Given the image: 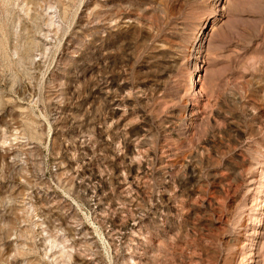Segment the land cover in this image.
Here are the masks:
<instances>
[{
    "label": "rangeland",
    "instance_id": "1",
    "mask_svg": "<svg viewBox=\"0 0 264 264\" xmlns=\"http://www.w3.org/2000/svg\"><path fill=\"white\" fill-rule=\"evenodd\" d=\"M0 264H264V0H0Z\"/></svg>",
    "mask_w": 264,
    "mask_h": 264
},
{
    "label": "bare ground",
    "instance_id": "2",
    "mask_svg": "<svg viewBox=\"0 0 264 264\" xmlns=\"http://www.w3.org/2000/svg\"><path fill=\"white\" fill-rule=\"evenodd\" d=\"M198 83V82H197Z\"/></svg>",
    "mask_w": 264,
    "mask_h": 264
}]
</instances>
